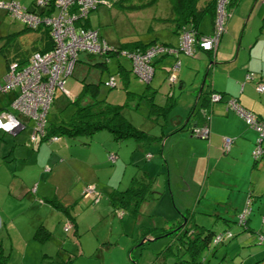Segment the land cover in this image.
I'll use <instances>...</instances> for the list:
<instances>
[{
    "label": "rangeland",
    "instance_id": "1",
    "mask_svg": "<svg viewBox=\"0 0 264 264\" xmlns=\"http://www.w3.org/2000/svg\"><path fill=\"white\" fill-rule=\"evenodd\" d=\"M16 1L28 6L32 0ZM204 1L199 0L198 5ZM235 1L227 7L231 15L219 40L218 55L228 37L233 47L230 56L215 61L196 47L198 51L191 54L179 51L177 56L165 55L173 57L168 65H162L163 58L155 62L148 84L159 88L156 99L160 102L165 92L172 91L176 103L170 112L174 118L170 126L183 123L191 107L201 103L203 98L197 102V95L202 87L204 91L215 86L221 89L225 75L240 78L239 73L243 79L235 80L242 82L233 90L244 102L249 100L258 108H248L258 119L264 118V89L258 87L264 85V29L260 32L264 27V0ZM168 5V0H159L143 9L125 11L108 0L92 8L88 15L91 25L110 43L156 38L179 46L181 37L177 33L164 23L152 22L155 15L166 13ZM151 23L152 28H148ZM211 24L206 12L199 26L212 35ZM22 26L20 19L0 9V81L10 60L43 45L42 29L19 32ZM176 57L180 65L172 68ZM78 58L62 87L54 89V100L45 114L46 124L70 116L75 107L72 99L82 86V78L99 82L97 97L113 103H125L127 89L141 93L147 86V81L132 71L125 85L118 73L119 62L126 70L132 68V62L122 53L109 56L105 67L93 64L99 55L90 58L80 50ZM215 72L220 76L214 80ZM170 75H174L173 80ZM232 98L236 97L224 92L222 102H212L239 114L246 127L255 132L254 139L240 138L235 147L231 135H225L222 146L213 142L208 150L209 136L201 138L186 127L188 135L196 137L197 152L199 148L203 150L198 156L191 155L190 141L181 138L186 132H172L161 143H145L133 136L115 139L106 128L91 135L63 134L42 140L40 133L33 135L35 122L26 117L27 125L17 132L0 128V264L4 256L9 264H168L173 261L170 250L176 248L177 236L160 232L163 226L187 219L215 233H232L221 243L210 242L202 252L205 264H264V153L254 160L261 131L230 104ZM134 103L131 100L123 106L124 114L138 127L159 133L160 124L146 116L145 102L136 106ZM207 111L210 115L211 110ZM225 137L231 139L228 146ZM172 143L174 148H170ZM144 170L157 193L142 201L139 213L133 214L129 207L116 202L120 201L117 196L111 202L112 190L125 189L132 177ZM52 200L68 203L70 213L54 206ZM39 225L47 231L44 239L34 237ZM144 232L152 235L145 242Z\"/></svg>",
    "mask_w": 264,
    "mask_h": 264
},
{
    "label": "trees",
    "instance_id": "2",
    "mask_svg": "<svg viewBox=\"0 0 264 264\" xmlns=\"http://www.w3.org/2000/svg\"><path fill=\"white\" fill-rule=\"evenodd\" d=\"M159 0H110V4L116 6L120 10L132 11L139 10L145 7L152 6L158 3ZM199 0H168V10L164 15L154 16L153 21L164 23L168 26L174 33L180 35L185 27L195 29L197 35L206 34L199 31V22L202 16L209 12L213 17V22L215 19L216 13V0H206L202 6L198 5ZM235 0H229L228 5L234 4ZM99 3H105L103 0H97L95 7ZM28 11L32 13H36L38 16H44L52 12L55 9L54 0H32L28 6H25ZM94 8V7H93ZM92 9V8H91ZM90 9V10H91ZM89 10V11H90ZM228 10V8H227ZM229 11V10H228ZM230 12V11H229ZM89 13V12H88ZM85 16L84 19L80 20L82 24L86 26H92L89 15ZM231 13V12H230ZM264 26V22L262 24ZM93 27V26H92ZM148 28H152V23ZM32 29L39 30L42 29L44 33V42L41 47L34 48L28 55L22 58H15L10 60L7 63V66L12 62H17L19 64H25L29 60L31 54L35 50H47L54 45L53 37L50 35V27L45 23H38L36 26H31L23 22L22 28L19 32H27ZM163 42L156 38H150L148 40H144L141 38L122 40L118 43H112V49L107 50L103 53H94L87 52L88 57L99 55L100 59L93 61L94 65L105 67L107 65L106 61L109 56L113 54H120L121 50H127V52H133L138 49H145L151 43ZM169 44V43H168ZM212 51V50H208ZM216 51V50H215ZM214 52V50L212 51ZM126 56V55H125ZM128 57V56H127ZM89 58V59H90ZM79 60L78 53L76 55L74 65L70 73H72L76 61ZM158 60L155 59L153 61V66L155 69V62ZM130 71L133 72L132 68L126 70L125 66H123L119 62L118 73L122 76L125 81V85L128 84ZM135 74V73H134ZM98 83L90 80H85L82 78V86L78 92V94L72 99L75 107L71 112L70 116L66 119H61L56 122H51L49 124H45V130L42 134L41 138L50 139L53 136H61L63 134L66 135H77V134H87L91 135L95 131L99 129L106 128L108 129L115 139L121 140L128 136H133L145 143H156L160 142L167 136L168 134L175 132L180 129H190L191 133H196L198 128L203 126H208L209 114L207 109L210 111L208 105L212 103L210 95L212 92L216 91L214 89L204 91L203 87L199 91L197 102H199L200 97H202V101L200 104H195L192 106L190 111L188 112L187 119L183 123H175L169 125L174 118L170 117V112L173 109L176 101L172 96V91H168L164 96L163 101H157L156 94L159 91L158 87L150 86L147 81L146 88L141 92H135L131 89L126 90V101L125 103H113L106 101L105 99L97 97L98 91ZM219 92L221 98L223 96V91ZM2 100L0 101V109L8 108L9 102L14 96V93H2ZM220 98V100H221ZM54 100V97L52 101ZM131 100H135V106L139 104L140 101H144L147 107V118L154 122H158L160 124V132L153 133L137 125L133 124V122L124 114L123 106L129 105ZM196 102V103H197ZM192 119V123L189 124V120ZM264 121V118H261ZM193 124V125H192ZM190 125H192L190 127ZM190 127V128H189ZM209 133V132H208ZM208 136V135H207ZM200 137V136H199ZM264 134L260 135L259 140L256 142L260 147V151L255 154L254 160H258L259 157L264 153ZM162 150V149H161ZM150 154V153H148ZM149 156V155H148ZM155 191L152 188V179L149 177L147 172L144 170L140 175H134L130 181V184L123 190H112L110 194V199L114 196L119 197L120 201H116L118 203H122L129 207L130 212L133 214H137L141 210V203L143 200H147L155 197ZM113 200L111 199V202ZM54 206L65 210L68 214L69 212V204L52 200ZM240 214V213H239ZM244 214V213H243ZM244 216V215H243ZM188 220V219H187ZM185 220L182 223V220L173 223L172 225L163 226V231L161 234H176L177 245L170 252L173 253V261L168 264H205L202 252L209 247L210 242L214 244H218L223 242L224 240L232 237V233L230 235L227 232H218L215 233L211 228H208L204 225L197 224L195 222L189 223ZM244 218L241 221L244 222ZM244 223H247L245 221ZM145 233V232H144ZM44 234V235H43ZM145 235V236H144ZM47 236V231L43 225H39L37 228L34 237L38 239H44ZM143 242H145L147 236H152L151 234H143ZM2 264H9L6 260V256L1 258ZM167 264V263H166Z\"/></svg>",
    "mask_w": 264,
    "mask_h": 264
},
{
    "label": "built area",
    "instance_id": "3",
    "mask_svg": "<svg viewBox=\"0 0 264 264\" xmlns=\"http://www.w3.org/2000/svg\"><path fill=\"white\" fill-rule=\"evenodd\" d=\"M107 2L108 0H103ZM42 2V0H39ZM97 0H54L55 9L51 13L38 16L20 5L16 0H0V9L5 10L22 22L36 26L45 23L50 27V35L54 45L47 50H35L27 63L12 62L7 66L6 72L0 81V93H14L8 103L16 112L9 108L0 109V128L17 132L25 127V117L35 122L33 135H41L45 130V114L54 97L56 86L62 87L65 77L72 70L77 53L82 51L103 53L112 49V44L104 39L96 27L86 26L79 22L84 19L89 10L95 7ZM229 0H216V13L213 22L214 33L197 35L195 29L185 27L180 33V44L174 46L168 43H151L145 49L127 52L122 49L120 53L128 56L132 62L133 72L145 81H149L154 73L153 61L158 56L176 54L179 51L191 54L196 47L203 50H216L220 37L225 30V22L231 13L227 10ZM180 65L176 60L172 68ZM171 80L174 75H170ZM110 82H113L111 77ZM114 84V83H113ZM264 89V85L258 86ZM212 101L220 100L219 92H212ZM230 104L244 116L246 121L255 125L264 134V121L241 105L236 98L230 100ZM262 120V121H261ZM209 128L203 126L196 130L198 136H207ZM58 136H53L57 138ZM231 141L225 137V142ZM260 151L258 145L257 152ZM150 156V154H148ZM111 157L113 155L111 154ZM89 190L92 188L88 187ZM243 217V216H242Z\"/></svg>",
    "mask_w": 264,
    "mask_h": 264
},
{
    "label": "crops",
    "instance_id": "4",
    "mask_svg": "<svg viewBox=\"0 0 264 264\" xmlns=\"http://www.w3.org/2000/svg\"><path fill=\"white\" fill-rule=\"evenodd\" d=\"M205 1H204V3H205ZM210 17H211V23L213 24V17L211 16V14H210ZM212 24H211V26H212ZM198 29H199V31H201L203 33H209L210 32V31L209 32L203 31L200 26L198 27ZM263 29H264V27H262L260 29L261 33H262ZM222 36L223 35H221V37H220V42H221ZM258 37L259 36H257V38ZM160 41H162V40H160ZM232 41H235V40H232ZM165 42H168V41H165ZM220 42H219V44H218V46L216 48V51H214V52L208 51V50H201V51L206 53L209 58L214 57L215 61L216 60L217 61L221 60L222 57L230 56L232 54L233 47L229 44L228 37L225 39L224 49L221 50V56L218 55V53L220 52V50H219ZM168 43L171 44V45L174 44L172 42H168ZM198 49L199 48H196L195 51H198ZM249 53L250 52H249V49H248V54ZM166 56L164 55V56H158L157 57L160 60H162V58H163L162 65L170 63L171 59L173 58V57L170 58V57H166ZM164 57H165V59H164ZM199 57H202V56H199ZM165 60H167V62H164ZM188 62H190V64L192 65L193 60L189 59ZM262 62H264V56H262ZM248 66H249V63H248ZM247 70H249V69H247ZM218 76H220V75H216V72H215L214 80ZM225 76L227 78H225V83L221 87V89L217 88L215 85H214L215 87H213L211 89H214L216 91H223V93L227 92L229 95L235 96L240 101V103L242 105H244L245 107H247V108H249V109H251L253 111L256 110L257 107L255 105L252 104V106H251L250 105L251 102L249 100L244 102L242 100L241 96L239 94H236L235 90H233V86H236L243 79L242 73L238 74V76H240V78H234V77L229 76V75H225ZM178 77L181 79L180 80V86H183L184 82H183V80L181 78L182 76L179 74ZM235 79H241V80H235ZM211 89H209V90H211ZM243 90H245V86L243 87ZM167 92H165L163 94V100H164V96H165V94H167ZM197 98H198V95H197ZM1 100H2V95H0V101ZM222 101L223 100H221L220 102H222ZM209 108L211 110V114L209 115V120H208V126H209L208 136H209V139H210V145L208 144V150H209L210 146H212L213 142H216L217 143L216 146L218 145V147H219V145L222 146L223 136H225V135H228V136L231 135V137L233 138V144L235 143L234 144L235 147H236L237 142H238V140L240 138H241V140H247V141L248 140L250 141V140L254 139L255 132L252 129L250 130L249 128L246 127L244 119L239 114H237L235 111H233L232 109L228 108L224 104L222 105L220 103H213V102L209 105ZM259 115H260V113H259ZM261 117H264V115H261ZM216 123L220 124V127H216V125H215ZM192 125H190V127ZM183 130H185V129L177 130V132H186V133H182L180 136H181V138H183V139L187 138L190 141V145H191L190 149H191V152H192L191 155H193V154L196 155L197 154L196 156H198V155L202 154L201 151H203V150L201 148H199L200 152H197V146L196 145H198V142L195 140L196 137L195 136H189L188 132L186 130L185 131H183ZM188 131H190V129H188ZM164 141H165V145H166L167 142H168V138H166ZM188 144H189V142H188ZM173 145H174V143H172L170 148H174ZM231 146H232V144H231ZM234 146H232V147H234ZM230 149H232V148L230 147ZM25 187H27V186H25Z\"/></svg>",
    "mask_w": 264,
    "mask_h": 264
},
{
    "label": "water",
    "instance_id": "5",
    "mask_svg": "<svg viewBox=\"0 0 264 264\" xmlns=\"http://www.w3.org/2000/svg\"><path fill=\"white\" fill-rule=\"evenodd\" d=\"M202 85H203V84H202ZM200 90H201V89H200ZM200 90H199V91H200ZM200 137H206V136L201 135ZM142 241H143V240H142Z\"/></svg>",
    "mask_w": 264,
    "mask_h": 264
}]
</instances>
